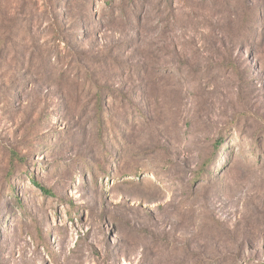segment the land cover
I'll return each mask as SVG.
<instances>
[{"label":"rangeland","instance_id":"1","mask_svg":"<svg viewBox=\"0 0 264 264\" xmlns=\"http://www.w3.org/2000/svg\"><path fill=\"white\" fill-rule=\"evenodd\" d=\"M0 264H264V0H0Z\"/></svg>","mask_w":264,"mask_h":264},{"label":"trees","instance_id":"2","mask_svg":"<svg viewBox=\"0 0 264 264\" xmlns=\"http://www.w3.org/2000/svg\"><path fill=\"white\" fill-rule=\"evenodd\" d=\"M96 113H99V112H96ZM16 153L14 152V151H11V153H10V169H9V171H11V167H12V165L14 164V161H15V159H16ZM33 183L37 186V187H39V190L40 191H42V193H44V194H48L49 192L41 185V184H39L38 182H36V181H33Z\"/></svg>","mask_w":264,"mask_h":264}]
</instances>
